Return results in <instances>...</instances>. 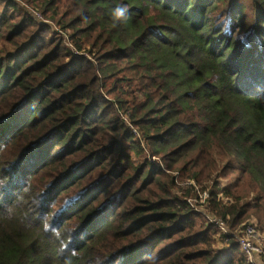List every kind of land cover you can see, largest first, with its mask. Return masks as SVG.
Listing matches in <instances>:
<instances>
[{"label": "trees", "instance_id": "obj_1", "mask_svg": "<svg viewBox=\"0 0 264 264\" xmlns=\"http://www.w3.org/2000/svg\"><path fill=\"white\" fill-rule=\"evenodd\" d=\"M36 1L54 34L0 0V264H245L167 174L225 159L207 213L264 222V0Z\"/></svg>", "mask_w": 264, "mask_h": 264}, {"label": "rangeland", "instance_id": "obj_2", "mask_svg": "<svg viewBox=\"0 0 264 264\" xmlns=\"http://www.w3.org/2000/svg\"><path fill=\"white\" fill-rule=\"evenodd\" d=\"M14 1L16 3H18L21 6V8H23L25 10H28L31 14L34 11L35 12H38L42 16L43 22L37 20L36 18H34L35 19L34 20L35 23L37 25H39V26L40 25L41 26H48L50 28V33L51 34H54L57 31V29L59 28L58 25H56L55 23H53L52 21H50L47 17H45L47 15H44L43 14V8L40 6L41 4L38 1H36V0H26V2L25 1H22V0H14ZM23 2L25 4H27V5H25ZM243 3H244V5L246 6L247 9L250 8V5H251L250 4V0H243ZM59 7H61V5H59ZM0 8H1V3H0ZM33 8H35L36 10L33 9ZM37 8H38L39 11L37 10ZM44 35L46 36V33ZM67 46L69 48H72V45L69 44V43H67ZM72 49H73L72 50L73 51V54L75 56H81V55L84 54L82 51H79L78 52L74 48H72ZM84 55H86V54H84ZM135 135H136L137 142L141 140L140 141V145H141L142 148H144V142H142L143 140H142L140 134H138L135 131ZM144 155H145V157H147L149 159V161H154V162L157 163V162H159L158 160H160V157L159 158H152V157H150L148 151H145V149H144ZM225 163H226V160L225 159H224V163L223 164H217L216 163V166H217L216 172L211 173L209 175V178L206 179V180H204V177L205 176L201 177L204 174V172L201 173L200 174V179L202 181H201V185L199 183L200 186L197 185L198 183L196 182V180L194 178L189 177L185 172H182V174H181V173L178 172L177 169H173V170L169 171L170 174L168 173L167 175H169L170 177H172V176L177 177V174L179 176V178H178L179 180H177L179 183L177 184V186L174 189H172V194H176L178 196V193L180 191H182V188L181 187L192 188L191 186H188V184H187L188 181L194 182L193 183V186L194 185L195 186L197 185L196 187L199 190L204 191L205 190L203 188V186H205L204 184H207V185H211L212 186L213 177H216V175L218 173H220V169L222 168V166H224ZM235 166H236L235 169H237V170H232L231 172L229 171L230 173H228L227 171H223V175H225L226 173H228V174L225 175L222 178H218L217 184H218L219 187H224V186H227L228 184L234 183L236 181V179H237V181H239L238 179H240L242 182L239 181L240 182L239 183V191L241 192L242 196H244V198H245L242 202H244V203L247 202L249 205L253 206L254 201L252 200V198L254 197V193H251L252 192V188H251L248 180L246 179V177L245 176H242L240 174V172L238 170V166L236 164H235ZM206 172H207V170H206ZM179 185H180V188H178ZM192 190H193V188H192ZM249 212H250V215H249V217H248L247 220L256 221L257 222V225H258V230L264 233V222H261V224H259L258 223V220L256 219V217L253 215L252 209H250ZM198 220H199V222H203L200 218ZM218 232L214 236L213 248H215L217 250H220V249L224 250V249L227 248V246H229V244L228 243H225L224 242V239L222 237L218 236L219 235ZM245 264H248V262L245 261ZM252 264H264V260H263L262 257H260V258L256 259V261H253Z\"/></svg>", "mask_w": 264, "mask_h": 264}, {"label": "built area", "instance_id": "obj_3", "mask_svg": "<svg viewBox=\"0 0 264 264\" xmlns=\"http://www.w3.org/2000/svg\"><path fill=\"white\" fill-rule=\"evenodd\" d=\"M32 16L39 21L43 22L42 16L38 12H32ZM192 181H188V186H191L194 190V198L186 199V202L190 208L202 217L207 218L212 224L217 226L218 236H222L225 243H228L230 237L238 245L240 252L242 253L245 261L248 264H252L253 261L262 257L264 258V233L260 232L253 224H244L240 229L235 231H229L223 222L214 219L207 213V190H199ZM225 236V237H223Z\"/></svg>", "mask_w": 264, "mask_h": 264}, {"label": "clouds", "instance_id": "obj_4", "mask_svg": "<svg viewBox=\"0 0 264 264\" xmlns=\"http://www.w3.org/2000/svg\"><path fill=\"white\" fill-rule=\"evenodd\" d=\"M125 12H126V8L121 7V8L116 9V11H115V13H114L115 18H116V19H120L121 17L124 16ZM77 199H78V197H77ZM73 202H74V201H73ZM66 203H67V202H66Z\"/></svg>", "mask_w": 264, "mask_h": 264}]
</instances>
